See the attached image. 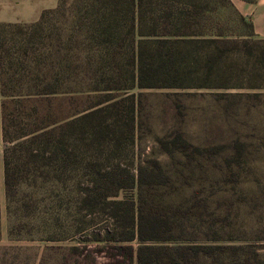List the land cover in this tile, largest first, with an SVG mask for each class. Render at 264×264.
I'll list each match as a JSON object with an SVG mask.
<instances>
[{"label":"trees","instance_id":"1","mask_svg":"<svg viewBox=\"0 0 264 264\" xmlns=\"http://www.w3.org/2000/svg\"><path fill=\"white\" fill-rule=\"evenodd\" d=\"M217 1L60 0L56 8L43 11L34 23H0V94L8 190L14 176L11 158L18 149L29 150L36 159L42 157L48 167L60 163L65 169L76 152V148H70L71 135L80 121H98L93 133L104 151L122 146L126 139L135 144L141 93L132 91L187 89L217 91L212 97L221 108V124L227 128L214 144L196 147L199 156L193 160L201 168V191L207 184L234 183L252 190L255 187L264 197L262 180L256 176L259 168L255 165L264 157V126H254L252 122L254 112L263 117L259 109L264 107V40L255 37L248 22L251 34L243 42L252 44V63L237 69L226 57L229 45L241 40L231 39L215 30L214 25L205 24L214 21L212 15L219 10ZM88 71H92V78ZM87 92H102L106 96L96 109L77 119L42 125L25 122L20 127L17 115L7 113L11 107L21 108L29 102ZM119 117L126 119L127 135L123 130L117 134L112 128ZM75 135L77 140L82 137L81 132ZM156 166L163 177L171 180L159 163ZM136 173L133 175L121 163L116 171L106 170V187L96 188L101 200L105 203L122 189L134 188L136 183L142 186L148 175L158 177L154 169L148 170L142 162L137 164ZM93 189L94 185L86 191L93 194ZM242 192L238 217L243 209H251L249 201L253 198L250 191ZM132 212L128 218L112 214V220L123 224L120 232L124 236L116 241L141 243L137 249L123 244L113 247L128 262L167 264L166 253L187 250L181 246H155L166 233L162 219L143 212L136 216L135 204ZM259 240L264 241V235ZM210 247L195 246L199 262V254L207 256ZM217 249L226 264L228 248ZM232 249L247 252L254 246ZM255 259L259 260L257 252ZM247 264L255 263L250 259Z\"/></svg>","mask_w":264,"mask_h":264},{"label":"rangeland","instance_id":"2","mask_svg":"<svg viewBox=\"0 0 264 264\" xmlns=\"http://www.w3.org/2000/svg\"><path fill=\"white\" fill-rule=\"evenodd\" d=\"M59 2L0 0V23H34L43 11L56 8ZM217 4L219 10L212 15L214 21L205 24L214 25L215 30L231 39L241 40L229 45L226 58L237 69H245L252 63V44L243 42L251 34L249 23L241 18L232 0L222 3L218 0ZM87 73L92 78V71ZM132 92L141 93L135 144L126 139L122 146L104 151L93 133L98 121L82 120L72 131L70 148H76V152L70 156L67 168L60 163L48 167L42 157L36 159L29 150L18 149L11 158L14 176L9 190L5 183L0 94V264H133L113 247L123 244L137 249L141 243L116 241L124 236L120 232L123 224L112 220V214L118 218L131 217L132 204L136 216L143 212L162 219L166 233L164 240L154 243L155 246L187 249L166 253L167 264H223L217 246L228 248L226 264H247L250 259L255 264H264V241L259 240L264 235V197L260 191L234 183L207 184L201 191V168L193 160L199 156L196 147L214 144L218 135L227 132L219 118L221 108L212 97L217 91ZM105 96L102 92L72 93L29 102L21 108L11 107L7 113L17 115L20 127L25 122L51 124L91 112ZM259 110L263 117L254 112L252 122L263 127L264 107ZM112 128L117 134L121 130L125 135L128 133L126 119L122 117ZM75 132L82 133L80 140ZM140 162L148 170L154 169L158 177L148 175L142 186L136 183L134 188L122 189L104 203L96 188L106 187V170L116 171L121 163L136 175ZM157 163L171 180L160 174ZM255 165L259 168L256 176L264 187V157ZM93 185L91 194L86 190ZM242 190L253 193V198L249 201L251 209H243L238 217ZM111 202L127 203L112 207ZM248 244L254 249L241 253L232 249ZM198 245L211 246L207 256L199 254L200 262L194 250ZM255 252L259 260L255 259Z\"/></svg>","mask_w":264,"mask_h":264},{"label":"crops","instance_id":"3","mask_svg":"<svg viewBox=\"0 0 264 264\" xmlns=\"http://www.w3.org/2000/svg\"><path fill=\"white\" fill-rule=\"evenodd\" d=\"M232 4L236 11L253 26L255 37L264 40V0H256L252 3L232 0Z\"/></svg>","mask_w":264,"mask_h":264}]
</instances>
